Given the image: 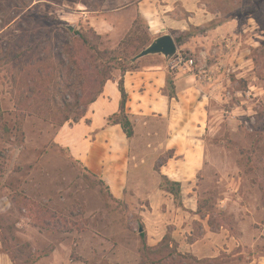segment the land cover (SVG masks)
<instances>
[{"label":"rangeland","instance_id":"obj_1","mask_svg":"<svg viewBox=\"0 0 264 264\" xmlns=\"http://www.w3.org/2000/svg\"><path fill=\"white\" fill-rule=\"evenodd\" d=\"M142 1L0 0V52L37 13L69 24L73 17L77 28L102 36L101 50L137 55L154 41L139 13ZM199 5L206 22L174 31L175 40L185 39L177 53L195 60L184 77L217 66L211 74L220 87L208 80L181 87L174 142L167 121L156 119L139 123L137 138L124 147L113 130L114 150L102 137L95 156H81L94 133L21 115L16 87L0 68V264H264V1ZM173 14L191 16L180 2ZM122 66L116 63L113 77ZM172 146L179 155L162 173L182 183L183 208L160 190L154 170ZM126 161L128 186L116 198L111 177ZM142 224L152 249L146 253Z\"/></svg>","mask_w":264,"mask_h":264},{"label":"trees","instance_id":"obj_2","mask_svg":"<svg viewBox=\"0 0 264 264\" xmlns=\"http://www.w3.org/2000/svg\"><path fill=\"white\" fill-rule=\"evenodd\" d=\"M16 31L19 34L14 42L6 43L0 52V68H5L12 85L16 87L15 101L21 115L37 114L45 121L60 126L79 123L86 116L89 106L102 95L105 84L113 79L116 63H122L124 66L119 67L121 74L118 79L120 109L109 117L107 126L119 125L128 142L134 138V124L126 112L128 95L124 76L139 68L131 61L135 54L127 55L123 49L116 56L108 50H101L102 36L93 28L85 31L48 15H29ZM184 40L180 37L175 41L182 44ZM147 42H142V46ZM174 82L170 71L165 89L170 99L177 97ZM174 157V152L168 151L155 164L154 170L160 176V190L171 195L177 207L183 208L182 183L173 181L161 170ZM101 182L105 184L103 179ZM198 214H201L200 209ZM147 236L142 224L140 237L144 253L152 250ZM167 239L168 236H165L161 244Z\"/></svg>","mask_w":264,"mask_h":264},{"label":"crops","instance_id":"obj_3","mask_svg":"<svg viewBox=\"0 0 264 264\" xmlns=\"http://www.w3.org/2000/svg\"><path fill=\"white\" fill-rule=\"evenodd\" d=\"M179 2L182 3L185 11L191 14L188 19H179L173 14L174 7ZM200 11L199 0H144L139 5V13L147 21L150 36L153 40L166 34L173 36L174 31L185 30L189 24L200 26L202 22H206L204 19H201ZM204 17L207 18L208 16L203 15ZM67 20L71 24H75L73 17H68ZM223 28H226V25H223ZM107 32L108 29H102L100 34ZM161 56L149 55L137 60L134 63L138 64L139 68L135 71L127 72L124 76V87L128 95L126 112L134 124V138L128 142L119 125L107 126L109 117L120 109L121 93L118 89L120 75L118 76L119 78L115 75L112 80H109L105 84L102 95L89 106L86 116L79 123H75L74 127L76 129L83 128V130H87L88 134L94 133L93 141L90 142L87 151L81 152V156H95L97 150L100 149L99 140L102 137L108 138V141L105 142L106 148H112L111 145H114L115 142V138L112 137L113 130L117 133V139L120 140L121 145L124 147L125 143H132L137 138L139 123H151L156 119L167 121L169 130L173 132L169 135L170 142H174L179 137L181 131L178 129L174 133L173 125L174 123H178V119H180L182 114L180 111L183 98L181 87H205L203 82L207 80V77L200 74H187L184 77L183 69H171V59L165 58L162 60L163 57ZM143 62L147 65H143ZM226 63L227 60L224 57L222 64ZM210 70L213 73L214 70H218V67H211ZM170 71H172L175 78L174 84L177 96L173 99H170L165 94L167 77ZM210 83L209 87H220V83H216L215 81ZM187 91H190V89ZM69 127L73 129L72 125ZM72 148L76 149L75 146ZM171 148H174L173 152L175 156L179 155L178 147L172 146ZM112 149H115V145ZM90 168L93 172L104 176V170L98 163L93 162ZM118 168V170H115L113 177H111L117 188V191L113 192L116 198H123L129 182L131 164L129 161H126V163H121V166ZM173 180L177 181V179ZM152 208L154 209V206ZM190 210L192 212L195 211L193 207ZM162 214L166 215L164 211H162ZM191 246H194V244Z\"/></svg>","mask_w":264,"mask_h":264},{"label":"water","instance_id":"obj_4","mask_svg":"<svg viewBox=\"0 0 264 264\" xmlns=\"http://www.w3.org/2000/svg\"><path fill=\"white\" fill-rule=\"evenodd\" d=\"M178 46L175 38L171 34H166L156 38L152 43L149 44L144 50L132 58V62L155 54H161L166 58L173 57L177 54Z\"/></svg>","mask_w":264,"mask_h":264},{"label":"built area","instance_id":"obj_5","mask_svg":"<svg viewBox=\"0 0 264 264\" xmlns=\"http://www.w3.org/2000/svg\"><path fill=\"white\" fill-rule=\"evenodd\" d=\"M170 68L171 69H183V68H188V69H193L195 64V60L193 58L186 59L184 58L181 54L177 53L173 57H170ZM206 76L207 80L209 82H213L216 80L213 74H211L210 69H206L205 67H202L199 69L198 75Z\"/></svg>","mask_w":264,"mask_h":264}]
</instances>
